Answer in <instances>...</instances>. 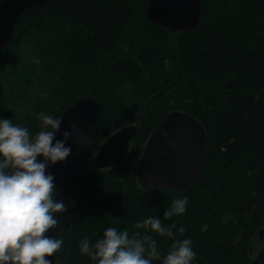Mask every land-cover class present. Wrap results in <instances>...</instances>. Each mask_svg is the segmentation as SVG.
Segmentation results:
<instances>
[{
  "label": "trees",
  "instance_id": "obj_1",
  "mask_svg": "<svg viewBox=\"0 0 264 264\" xmlns=\"http://www.w3.org/2000/svg\"><path fill=\"white\" fill-rule=\"evenodd\" d=\"M200 2L195 29L177 33L146 18L147 0H47L23 11L16 37L0 51V117L33 135L41 112L60 117L86 96L102 105L90 141L76 150L78 167L54 189L68 204L46 233L63 240L58 264H94L80 241L94 243L109 226L150 234L161 257L174 239L191 238L194 264L253 260L250 244L264 224V0ZM171 111L204 126L205 167L183 192L150 193L138 182L137 162ZM133 124L137 132L117 166L88 164L106 138ZM183 196L186 211L164 218ZM148 216H159L173 237L137 229Z\"/></svg>",
  "mask_w": 264,
  "mask_h": 264
},
{
  "label": "clouds",
  "instance_id": "obj_2",
  "mask_svg": "<svg viewBox=\"0 0 264 264\" xmlns=\"http://www.w3.org/2000/svg\"><path fill=\"white\" fill-rule=\"evenodd\" d=\"M38 119L39 130L33 135L28 127L0 117V264H53L46 257L55 258L63 244L62 239L46 235L58 224L57 214L68 207L54 198V175L46 170L70 156V132L57 139L62 118L41 112ZM187 203V196L174 199L164 218L183 214ZM135 227L150 228L164 237L174 235L159 216H148ZM177 232L183 234L185 227H177ZM157 243L150 234L130 236L127 229L109 226L94 243L81 240L79 249L94 264H152L161 257ZM195 257L191 238L174 239L162 264H194Z\"/></svg>",
  "mask_w": 264,
  "mask_h": 264
},
{
  "label": "water",
  "instance_id": "obj_3",
  "mask_svg": "<svg viewBox=\"0 0 264 264\" xmlns=\"http://www.w3.org/2000/svg\"><path fill=\"white\" fill-rule=\"evenodd\" d=\"M47 0H0V51L9 46L15 37L14 26L25 9L43 6ZM146 18L162 29L184 33L195 29L201 17L200 0H147ZM102 111L101 103L93 96L78 98L63 114L57 139L64 131L70 132V156L64 162L49 165L46 171L54 175L55 186L79 164L76 150L89 142L93 126ZM75 125V127H73ZM137 132L136 125H127L108 137L97 149L88 164L105 169L117 166L127 155L130 143ZM208 137L201 122L184 111H171L154 128L143 146L137 162V179L150 193L159 189L183 192L200 178L205 167ZM42 157H38V160ZM264 227L258 232L263 240ZM257 236V235H256ZM249 253H252L251 248ZM264 256V245L249 264H257ZM56 264V258L46 257ZM162 257L152 264H162Z\"/></svg>",
  "mask_w": 264,
  "mask_h": 264
},
{
  "label": "rangeland",
  "instance_id": "obj_4",
  "mask_svg": "<svg viewBox=\"0 0 264 264\" xmlns=\"http://www.w3.org/2000/svg\"><path fill=\"white\" fill-rule=\"evenodd\" d=\"M176 37V35H173V39ZM107 139V138H106ZM263 227H264V224H263ZM261 229V228H260ZM259 229V230H260ZM259 230L256 232V234L255 235H257V236H255L254 238H253V240L251 241V244H250V248H251V250H252V253H251V260L255 257V255L259 252V250L263 247V245H264V241L262 242L261 240H259V238H258V232H259ZM57 264H58V261H57Z\"/></svg>",
  "mask_w": 264,
  "mask_h": 264
},
{
  "label": "bare ground",
  "instance_id": "obj_5",
  "mask_svg": "<svg viewBox=\"0 0 264 264\" xmlns=\"http://www.w3.org/2000/svg\"><path fill=\"white\" fill-rule=\"evenodd\" d=\"M34 7H35V6H34ZM16 22H17V21H16ZM15 24H16V23H15ZM14 30H15V26H14ZM16 34H17V33H16V30H15V37H16ZM15 37H14V38H15ZM14 38H13V39H14ZM13 39H12V40H13ZM205 131H206V130H205ZM97 169H98V168H97ZM140 186H141V185H140ZM54 256H55V255H54ZM55 258H56V256H55ZM56 264H57V258H56Z\"/></svg>",
  "mask_w": 264,
  "mask_h": 264
},
{
  "label": "flooded vegetation",
  "instance_id": "obj_6",
  "mask_svg": "<svg viewBox=\"0 0 264 264\" xmlns=\"http://www.w3.org/2000/svg\"><path fill=\"white\" fill-rule=\"evenodd\" d=\"M264 238V235L262 236ZM264 241V239L262 240V242Z\"/></svg>",
  "mask_w": 264,
  "mask_h": 264
}]
</instances>
